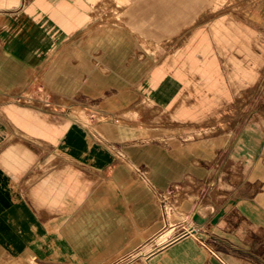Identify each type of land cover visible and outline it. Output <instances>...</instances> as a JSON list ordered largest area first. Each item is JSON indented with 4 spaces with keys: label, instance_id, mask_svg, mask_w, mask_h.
I'll return each mask as SVG.
<instances>
[{
    "label": "rangeland",
    "instance_id": "obj_1",
    "mask_svg": "<svg viewBox=\"0 0 264 264\" xmlns=\"http://www.w3.org/2000/svg\"><path fill=\"white\" fill-rule=\"evenodd\" d=\"M16 1L0 8L10 18L4 29L0 24V37H19V51L34 63L35 76L6 95L10 103L128 127L142 136L130 143L171 147L217 143L252 119L264 123V0ZM100 37L117 40L113 53L93 44ZM65 67L67 76L60 80L58 69ZM199 187L187 180L148 188L154 207L148 238L83 264H156L152 258L159 250L208 216ZM242 216L236 214L240 250L226 248L218 231L193 237L202 264H220L214 250L230 264H264V217L256 224ZM193 250L190 260L173 264H194ZM52 261L59 258L0 253V264Z\"/></svg>",
    "mask_w": 264,
    "mask_h": 264
},
{
    "label": "crops",
    "instance_id": "obj_2",
    "mask_svg": "<svg viewBox=\"0 0 264 264\" xmlns=\"http://www.w3.org/2000/svg\"><path fill=\"white\" fill-rule=\"evenodd\" d=\"M16 3L0 0V8ZM9 20L8 14L0 11L2 29ZM3 35L0 253L59 258L49 264H83L116 254L132 240L140 244L148 238L147 225L154 217L148 188L163 190L187 180L203 190L210 206L208 216L196 220L187 234L159 250L153 261L173 264L177 258L190 260L192 239L212 237L216 231L224 237L218 238L226 248L240 250L235 244L240 236L236 214L245 213L256 224L264 217L262 120L248 121L232 137L227 132L220 135L217 143L176 147L130 143L141 138V132L137 138L128 127L83 123L64 114L10 103L6 95L28 85L34 79L35 66L20 53L19 37L4 40ZM115 42L114 37H100L93 44L103 47L107 55L113 53ZM67 71L66 67L58 69L60 80ZM138 167L146 179L137 173ZM156 226L154 223L149 229ZM214 253L220 255V264H230L220 250ZM194 258V264H202L197 250Z\"/></svg>",
    "mask_w": 264,
    "mask_h": 264
},
{
    "label": "built area",
    "instance_id": "obj_3",
    "mask_svg": "<svg viewBox=\"0 0 264 264\" xmlns=\"http://www.w3.org/2000/svg\"><path fill=\"white\" fill-rule=\"evenodd\" d=\"M138 171L140 172L141 177L144 178V179H146L147 176L144 174V172L141 171V170H139V169H138ZM188 232H189V231H184V232L181 234V236L187 234ZM181 236H179V237H181ZM177 238H178V237H177ZM177 238H174V239H177Z\"/></svg>",
    "mask_w": 264,
    "mask_h": 264
},
{
    "label": "bare ground",
    "instance_id": "obj_4",
    "mask_svg": "<svg viewBox=\"0 0 264 264\" xmlns=\"http://www.w3.org/2000/svg\"><path fill=\"white\" fill-rule=\"evenodd\" d=\"M258 1V0H257ZM146 6V5H145ZM155 6V5H154ZM154 8L155 7H153V10H154ZM260 8H264V3H262L261 5H260ZM144 10V9H143ZM179 246V245H178ZM16 247V246H15ZM18 250V249H17ZM27 253V252H26ZM158 253V252H157ZM162 260H164V259H162ZM18 261V260H17ZM15 262V261H14ZM154 262V261H153ZM16 263V262H15ZM21 263H23V262H21ZM18 264H20V263H18ZM24 264V263H23Z\"/></svg>",
    "mask_w": 264,
    "mask_h": 264
}]
</instances>
